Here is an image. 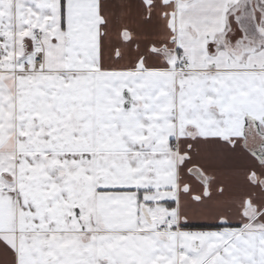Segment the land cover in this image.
I'll return each mask as SVG.
<instances>
[{
  "label": "snow or ice",
  "instance_id": "snow-or-ice-1",
  "mask_svg": "<svg viewBox=\"0 0 264 264\" xmlns=\"http://www.w3.org/2000/svg\"><path fill=\"white\" fill-rule=\"evenodd\" d=\"M0 264H264V0H0Z\"/></svg>",
  "mask_w": 264,
  "mask_h": 264
}]
</instances>
